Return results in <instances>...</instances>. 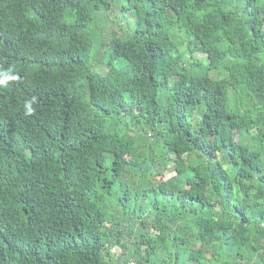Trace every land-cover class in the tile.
<instances>
[{
  "label": "trees",
  "instance_id": "16d2710c",
  "mask_svg": "<svg viewBox=\"0 0 264 264\" xmlns=\"http://www.w3.org/2000/svg\"><path fill=\"white\" fill-rule=\"evenodd\" d=\"M120 1L0 0V264H264V0H125L99 71Z\"/></svg>",
  "mask_w": 264,
  "mask_h": 264
},
{
  "label": "rangeland",
  "instance_id": "374dc122",
  "mask_svg": "<svg viewBox=\"0 0 264 264\" xmlns=\"http://www.w3.org/2000/svg\"><path fill=\"white\" fill-rule=\"evenodd\" d=\"M120 4H116L111 11L100 12L97 15L96 24L94 30L97 31L98 39L100 43L93 54L94 61L93 64L97 66L99 71L106 72V69L102 65V61L108 57L110 51H106V47L102 46L103 43H109L113 37L122 36L124 33H128L133 28L132 22L134 21V15L131 12H125L122 10L121 6L127 3L125 0L120 1ZM179 41L182 47H180V51L185 52L187 56H189V52H187V46L183 44L181 41L183 34L179 33ZM199 56V55H198ZM167 178L171 176V173H167ZM118 252L119 250L115 248L113 253Z\"/></svg>",
  "mask_w": 264,
  "mask_h": 264
},
{
  "label": "clouds",
  "instance_id": "9594fccd",
  "mask_svg": "<svg viewBox=\"0 0 264 264\" xmlns=\"http://www.w3.org/2000/svg\"><path fill=\"white\" fill-rule=\"evenodd\" d=\"M16 79H18L17 76L5 73V74H3V79H0V85H5V84H7L8 81L16 80ZM34 102H35L34 99L32 101L26 102L25 107H26V110H27L26 111L27 115H32L33 112L35 111V109L32 107Z\"/></svg>",
  "mask_w": 264,
  "mask_h": 264
}]
</instances>
